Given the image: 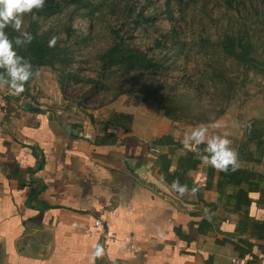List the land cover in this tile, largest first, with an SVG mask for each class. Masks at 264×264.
<instances>
[{"label":"crops","instance_id":"1","mask_svg":"<svg viewBox=\"0 0 264 264\" xmlns=\"http://www.w3.org/2000/svg\"><path fill=\"white\" fill-rule=\"evenodd\" d=\"M33 103L0 95V264H89L97 242L104 255L95 264H264V152L252 144L250 159L236 157L252 176L234 184L203 160L208 153L183 143L186 130L204 125L236 152L247 121L264 119V109L228 107L181 126L163 114L118 110L130 118L114 122L108 108L97 118ZM164 136L171 141L160 145Z\"/></svg>","mask_w":264,"mask_h":264},{"label":"rangeland","instance_id":"2","mask_svg":"<svg viewBox=\"0 0 264 264\" xmlns=\"http://www.w3.org/2000/svg\"><path fill=\"white\" fill-rule=\"evenodd\" d=\"M62 2L58 8L33 9L23 16L19 33L26 32L31 20L35 19L39 33L55 40L65 39L68 51L63 63L32 69L34 75L24 85L20 98L33 101L35 106L46 110L50 106H74V111H97V118H104L108 108L111 114L129 110L135 116L152 120L165 115V109L160 106L169 101L167 96L179 99L178 94H183L187 87L192 89L190 93L194 92L193 88L198 90L199 103L204 106L218 94L214 86L225 93L221 88L226 83L214 85L209 78L208 64L222 58L214 48L215 42L241 21L250 33L261 35L259 10L264 4V0H233L235 13L227 8L224 0H88L85 6ZM68 25L72 29L67 38ZM117 28L130 46L159 61L160 67L149 70L142 77L151 84L157 96L147 98L128 90L135 84L126 82L121 86V73L102 66L99 56L111 45L113 30ZM157 40L162 43L157 44ZM258 46L262 48V40ZM221 62L215 63L220 68H216L212 76L226 71L227 76L235 78L227 108L238 110V114L264 109V69L239 67L224 57ZM96 79L98 84L94 83ZM132 80L139 82L141 79L134 77ZM168 86H175V90L168 91ZM122 88L128 91L119 92ZM2 94L18 96L13 95L7 85H0ZM173 121L181 126L192 125L190 117Z\"/></svg>","mask_w":264,"mask_h":264},{"label":"trees","instance_id":"3","mask_svg":"<svg viewBox=\"0 0 264 264\" xmlns=\"http://www.w3.org/2000/svg\"><path fill=\"white\" fill-rule=\"evenodd\" d=\"M64 1L66 3L79 6H85L88 3V0ZM62 3V0H59L58 2L56 0H45L44 7L42 9L52 7L58 8L62 6ZM224 3L228 6L227 8H230L235 13H237L233 0H224ZM259 18V21H261L260 24L262 26V29L260 30L261 35L250 33L249 30L246 29L245 23L241 21L237 24V26H232L228 32L226 31L221 37H219L218 41L215 42L216 46H214V48L216 47L217 49L216 52L221 54L222 58L224 57L231 60L239 67L251 66L259 71H263L264 58L262 55H264V4L259 10ZM70 29H72L70 25L66 26L65 34L67 38L71 34ZM3 31L7 34L9 40L13 41V48L15 49L17 55L29 61L33 70H36L41 66H52L55 63L61 64L67 58L66 53L68 51V47L65 44L66 40H62L61 38L56 39L55 44L49 46V41L52 40V38L47 37L44 33H39L37 31L35 19L31 20L30 27L26 31L32 36L31 41L28 43L16 45L15 38L21 36V33L14 30L10 25L4 28ZM172 32H175V29H172ZM21 39H23V37H21ZM126 39V36L124 37L121 34L120 28L113 30L111 45L107 47L99 56L102 66L104 68L106 67L111 69V71L112 69L118 70L117 72L121 73L122 76L119 77V83L121 86L124 87L126 82L135 84L131 88H127L128 90L136 91L135 93L138 92L143 96L145 95L147 98L154 95L157 96L155 93L156 91L151 88V84L145 82L142 77H144L145 73H147L149 70L153 71L154 68L156 69L157 67H160L159 61L155 57L147 55L144 51L130 46ZM261 40L263 41V46L260 49L258 43ZM156 43L160 44L162 42L157 40ZM221 60L219 59V61H214L213 64H208L210 71L209 78L212 80L214 85H223L226 83L224 84V87L221 88V90L225 91V93L220 92L219 87L214 86V89L218 91V94L214 95L208 101V104L204 106L199 103L201 97L199 96L198 90L193 88L194 92L192 93L191 91L190 93L191 88L187 87L183 94H178L180 95L179 99L175 98V96H167L169 101L166 104L160 106L165 109V116L167 118L175 120L181 117H190L191 121H189V123L196 124L210 122L224 113L230 100V91L233 90L235 85V78L233 76H227L226 71H224L225 74L222 73L214 77L212 76L213 73L216 72V68H220V65L215 63L222 64ZM0 71L3 72V69H0ZM204 73L205 75L207 74V68L204 70ZM134 77L140 78L141 80L139 82H133L132 78ZM100 81L102 82V80ZM98 82V79L94 80L95 84H98ZM167 89L168 91H174L175 86H168ZM128 90L122 88L119 90V92L124 93ZM188 113L192 114L189 116ZM111 117L115 118L113 119L114 122H119V119L123 117L130 118V115L118 112ZM170 141L171 140L168 136H164L159 138L157 142L160 145H164L169 144ZM252 144L254 145V151L264 152V119L254 118L247 121L245 139L235 152L238 160L250 159L252 157L251 155L253 152L249 150V146ZM205 146L206 145L202 143L196 146V148L205 152ZM156 162L159 166L161 175H164V178L167 181H170V176H167L169 174L168 170L170 166V159L166 154L160 153L157 154ZM220 175L234 184H239L246 178V176H252V174L248 173V171L236 166L235 170H233L232 165H229L227 171H220ZM260 230L263 229L260 228Z\"/></svg>","mask_w":264,"mask_h":264},{"label":"clouds","instance_id":"4","mask_svg":"<svg viewBox=\"0 0 264 264\" xmlns=\"http://www.w3.org/2000/svg\"><path fill=\"white\" fill-rule=\"evenodd\" d=\"M44 4L45 0H0V69H3V72H0V85H7L13 95H19L24 91L25 82L34 73L31 63L17 55L13 41L9 40L3 30L10 25L14 30L20 31L23 16L32 13L33 9L43 8ZM31 39L30 33L21 32V36L15 38V44L28 43ZM54 44L55 38L49 41V46ZM207 132L208 128L204 125L191 127L186 130L183 143L186 146L189 144L198 146L204 143L206 145L204 151L208 155L203 156V160L207 164L220 171H227L229 165H232L235 170L236 153L229 147V139L220 135L206 136ZM92 247L94 251L89 264H95L96 259L104 255L102 244L97 242Z\"/></svg>","mask_w":264,"mask_h":264},{"label":"water","instance_id":"5","mask_svg":"<svg viewBox=\"0 0 264 264\" xmlns=\"http://www.w3.org/2000/svg\"><path fill=\"white\" fill-rule=\"evenodd\" d=\"M142 178L146 181V183L150 184L151 186H153L156 190H158L159 192H161L162 194L166 195L167 197H169L177 206H179L180 208L183 209H187L188 206H186V204H184L178 197L174 196L173 194H171L170 192L164 190L163 188H161L156 181L152 180L150 177L148 176H142Z\"/></svg>","mask_w":264,"mask_h":264},{"label":"built area","instance_id":"6","mask_svg":"<svg viewBox=\"0 0 264 264\" xmlns=\"http://www.w3.org/2000/svg\"><path fill=\"white\" fill-rule=\"evenodd\" d=\"M72 107H73V109H75L74 106H72ZM84 136L87 137V138H89L90 135H89V134H85ZM152 150L155 151V152L158 151L156 148H152ZM95 224H96V225H102V221H101L100 219H97V220L95 221Z\"/></svg>","mask_w":264,"mask_h":264}]
</instances>
